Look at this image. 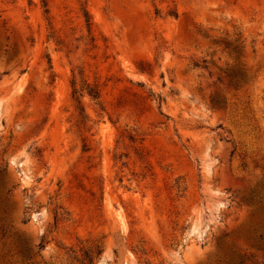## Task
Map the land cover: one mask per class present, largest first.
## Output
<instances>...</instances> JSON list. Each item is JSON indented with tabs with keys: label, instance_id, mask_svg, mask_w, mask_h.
<instances>
[{
	"label": "rangeland",
	"instance_id": "obj_1",
	"mask_svg": "<svg viewBox=\"0 0 264 264\" xmlns=\"http://www.w3.org/2000/svg\"><path fill=\"white\" fill-rule=\"evenodd\" d=\"M263 209L264 0H0V264H264Z\"/></svg>",
	"mask_w": 264,
	"mask_h": 264
},
{
	"label": "trees",
	"instance_id": "obj_2",
	"mask_svg": "<svg viewBox=\"0 0 264 264\" xmlns=\"http://www.w3.org/2000/svg\"><path fill=\"white\" fill-rule=\"evenodd\" d=\"M238 78L239 76L237 75V73H233V74H229L228 75V79H229V83L230 85H237L238 84ZM88 95L93 99V100H97L99 98V94L96 91L90 90L88 92ZM260 203V199L258 198H252L250 200V204L257 205ZM264 212V209L262 210ZM262 240V238H260ZM26 253L28 254V252L26 251Z\"/></svg>",
	"mask_w": 264,
	"mask_h": 264
}]
</instances>
